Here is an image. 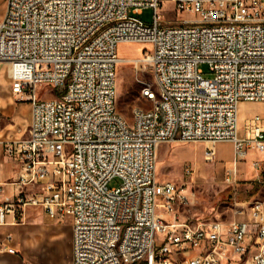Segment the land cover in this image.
I'll list each match as a JSON object with an SVG mask.
<instances>
[{
  "label": "built area",
  "instance_id": "1",
  "mask_svg": "<svg viewBox=\"0 0 264 264\" xmlns=\"http://www.w3.org/2000/svg\"><path fill=\"white\" fill-rule=\"evenodd\" d=\"M165 3L185 16L165 19ZM145 8L148 25L135 16ZM119 42L148 48L123 59ZM0 63L29 106L26 137L2 146L19 171L13 200L0 184V225L26 206L67 218L71 264H264V180L259 198L232 203L230 219L202 222L179 213L189 191L155 178L163 143L204 142L207 162L214 144L231 143L227 183L249 154L264 155L260 117L238 127L240 102L264 103V0H4ZM122 63L148 67L155 85L143 86L152 105L130 122L115 107ZM42 84L55 95L40 97ZM251 166L258 177L261 160ZM113 177L120 184L107 188ZM11 239L0 253H16Z\"/></svg>",
  "mask_w": 264,
  "mask_h": 264
},
{
  "label": "rangeland",
  "instance_id": "2",
  "mask_svg": "<svg viewBox=\"0 0 264 264\" xmlns=\"http://www.w3.org/2000/svg\"><path fill=\"white\" fill-rule=\"evenodd\" d=\"M4 0H0V17L3 14ZM152 9L145 8L135 14L145 24L152 22ZM160 13L167 20H176L185 15H175L172 5L165 3ZM148 48L146 42H119L116 46L117 55L123 59H135ZM204 78L212 74L204 63L198 65ZM145 84L155 87L151 70L148 67L136 68L132 63H122L116 68L115 74V107L126 121L130 122L134 108L148 109L152 101L141 95ZM40 97L51 98L55 90L47 84L39 86ZM248 111V110H247ZM239 112V111H238ZM29 122L28 102H17L10 92L8 65L0 63V149L1 156L10 162L12 169H17L18 163L3 152V142L23 139L27 135ZM238 127L242 132L241 122ZM228 142H219L221 159H229L231 146ZM203 144L199 142H179L160 144L156 154L155 178L157 181H171L177 187L189 191L193 198L183 208L180 215L188 220L210 222L230 219V207L234 201H247L259 198L262 194L264 170L256 172L250 166L251 155L237 164L234 181L224 180L226 164L216 158L207 162L202 157ZM262 159L264 156L256 155ZM5 171V170H4ZM8 182L13 181L10 177ZM120 184L117 177L107 183V188ZM14 199L8 197L6 201ZM16 223L21 224L19 233L12 235L10 242L16 253L12 255L9 264H71V229L66 218L59 223L48 218L38 206H26L23 214H19ZM7 253H0L2 259Z\"/></svg>",
  "mask_w": 264,
  "mask_h": 264
},
{
  "label": "crops",
  "instance_id": "3",
  "mask_svg": "<svg viewBox=\"0 0 264 264\" xmlns=\"http://www.w3.org/2000/svg\"><path fill=\"white\" fill-rule=\"evenodd\" d=\"M238 111H239L238 112V121L241 122L242 128H243V125L245 124L247 118H249L251 116H259L260 117V125L264 129V103H262V102H240L238 104ZM199 143L200 144L202 143L203 146L207 145L204 142H199ZM227 144H229L231 146V156L229 159H221V157L219 155L220 153H219V147H218L219 144L218 143L214 144V146H213L216 158H219V160L224 161V164H226V166H228V164L231 160V157H232V144L231 143H227ZM249 155L252 156V159L250 160V166H251V161L254 158H257L259 160L262 159V157L261 158L256 157L257 154H249ZM260 155H262V154H260ZM262 156H264V155H262ZM18 171H19V165H18L17 169H12L10 162L8 160H5L4 158H2L1 149H0V184H2V187H3V192L1 194L2 200L6 201L8 197H12L15 193L18 192L17 187L10 184L7 181L10 177L13 180H15V178L18 175ZM40 209H42V208H40ZM53 221L58 222V223L60 222L59 220H53ZM20 230H21V224L16 223V221H13V217L11 216V214L7 215L5 224L0 225V242H3L5 234L10 233L11 235H14V234L19 233ZM12 238H13V236H12ZM11 240L9 241V244H10ZM4 255L5 256L2 259H0V264H9L10 260L12 259V255H9V254H4Z\"/></svg>",
  "mask_w": 264,
  "mask_h": 264
},
{
  "label": "trees",
  "instance_id": "4",
  "mask_svg": "<svg viewBox=\"0 0 264 264\" xmlns=\"http://www.w3.org/2000/svg\"><path fill=\"white\" fill-rule=\"evenodd\" d=\"M263 170H264V165H263Z\"/></svg>",
  "mask_w": 264,
  "mask_h": 264
},
{
  "label": "bare ground",
  "instance_id": "5",
  "mask_svg": "<svg viewBox=\"0 0 264 264\" xmlns=\"http://www.w3.org/2000/svg\"><path fill=\"white\" fill-rule=\"evenodd\" d=\"M158 150V149H157ZM156 154H157V152H156Z\"/></svg>",
  "mask_w": 264,
  "mask_h": 264
}]
</instances>
